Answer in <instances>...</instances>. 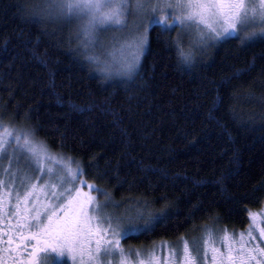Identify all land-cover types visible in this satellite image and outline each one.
Instances as JSON below:
<instances>
[{
	"label": "trees",
	"instance_id": "trees-1",
	"mask_svg": "<svg viewBox=\"0 0 264 264\" xmlns=\"http://www.w3.org/2000/svg\"><path fill=\"white\" fill-rule=\"evenodd\" d=\"M179 43L151 24L138 70L108 79L41 0H0V129L33 133L87 183L137 201L145 219L124 246L237 232L264 201V38L221 39L196 62Z\"/></svg>",
	"mask_w": 264,
	"mask_h": 264
},
{
	"label": "rangeland",
	"instance_id": "rangeland-1",
	"mask_svg": "<svg viewBox=\"0 0 264 264\" xmlns=\"http://www.w3.org/2000/svg\"><path fill=\"white\" fill-rule=\"evenodd\" d=\"M41 2L51 17L62 22H68V24L72 26L75 32V37L78 39L85 56H87L88 59L89 57L95 58L89 59L95 67L94 70L108 79H119L121 76L127 78L132 74H117L114 70L105 71V68L114 61H119L125 57H131L135 48H133L132 51H129L126 44L129 42V37L132 35L134 25H140V33H143L147 27L148 36L149 26L151 24H158L155 22L156 19H163L165 16V13L159 10L155 14L150 13L146 15L143 20L136 15L129 14L127 16L128 27L124 28L123 31L109 30L111 33L108 38H103V33H101L99 36V42L96 43L95 47H92L90 44L85 43L86 38L81 33L85 21L76 17L69 18L63 16L59 10V0H41ZM153 2H155V0H153ZM229 2L242 3L244 8L239 11L242 13L247 9L249 17L264 10V0H229ZM133 7L134 4H129V9ZM167 12L171 13L172 10L169 9ZM259 24L260 22L258 19L255 22L250 20L246 27L249 32L256 31L255 33L258 35L260 33ZM159 25L166 26L164 24ZM169 25L174 28L177 44L178 42H181V44L179 43V48L183 45V48H186V50L190 52H187L189 54L188 60L191 59L196 62V60L201 58L204 53H207L205 50L207 47L210 45L214 46L220 41L206 39L202 42L198 32L194 30L190 32H182L181 26L173 23L171 20H169ZM239 27L240 26L238 25V30ZM122 47L124 48L123 52L120 51ZM137 55L141 57L140 53H137ZM4 129L12 132L14 136L27 135L31 145H25L24 140L20 139L19 146L28 148L30 146L41 145L43 146L44 151L40 153V159L42 161L41 170L36 171L28 167V161L26 157L20 153L18 144L15 140H13L10 145H0V147H7V159L0 162V214L9 209L13 212L15 211L19 215L33 217L43 227L47 224V216L51 215L53 210H55L53 220L58 224L65 220V216L70 218L73 210L78 209V205L76 204L77 199L81 201L83 200V195L77 197L76 189H78L81 194L87 193L95 198L92 203V208L99 205H107L101 211V215L108 217L110 220V223L106 222L104 224V228L107 229L104 233V239L108 242H116L118 248L123 252V255H117L115 258L111 256L108 257L107 264H182L179 257V251L182 250V241H188L191 246L193 240L199 241L200 238L205 235V233H203L192 237H181L177 240L171 241L160 240L145 247H132L131 245L124 246L121 241L124 233H127L126 231L129 229H135L134 231H136L135 226L141 220L143 221L145 219V211L141 210V206L137 204V201L131 200L119 202L112 199L105 190H103V192L108 195H102L100 191H92L89 186L95 187L93 183H87L80 175L78 179L72 181V177L75 176L80 169L78 162L76 163L74 160L71 162L61 153L50 151L44 146L42 141H39V139L29 131L24 132L5 126L0 129V137H3L5 141L9 138L4 136ZM17 157L19 158L18 163L16 159ZM19 169H23L26 176L22 175L18 171ZM47 170H50L51 175L45 174ZM21 180L25 181L27 185L26 188H21ZM18 194L19 199H17ZM25 194H28L27 200L24 198ZM57 205H59V207H57ZM85 210L88 211L89 209L86 208ZM37 213H39V219H37ZM250 222L251 225L256 224V216L254 214L251 215ZM95 223L96 221H93V224ZM117 225H119V227H117ZM112 229H115V235H113ZM207 230L211 229L208 228ZM211 231L213 232V235L219 233L213 229ZM230 234L231 232H221L219 235L214 236L215 239H221L224 237L227 239ZM96 239V236L91 237L90 240L82 237L80 243L84 245L83 254L81 256L78 253L75 259H72L68 255L71 264H104L102 252L101 254H98L96 251ZM228 241H231V239L229 238ZM211 244L212 243H209L207 245V251L211 247ZM105 246L107 245L102 243L101 249ZM173 250H177L178 252L175 260L169 259V254ZM201 254L204 255V253ZM149 257H152L151 262Z\"/></svg>",
	"mask_w": 264,
	"mask_h": 264
},
{
	"label": "snow or ice",
	"instance_id": "snow-or-ice-1",
	"mask_svg": "<svg viewBox=\"0 0 264 264\" xmlns=\"http://www.w3.org/2000/svg\"><path fill=\"white\" fill-rule=\"evenodd\" d=\"M129 4H134V7L129 9ZM60 13L65 17H76L85 21L81 29V33L86 38L85 43L95 47L99 42V36L106 31H123L128 27L127 16L129 14L136 15L138 18H143L148 14H155L158 10L165 13L163 19H156V23L164 24L171 28L169 20L181 26L182 32L196 31L200 34L202 42L207 40H221L227 39L230 36H237L241 38V43L256 36L257 33H252L250 36L241 37V33L247 32L246 25L249 21L255 22L257 19L260 24L259 35L264 38V10L258 14L249 17L247 9L242 13L239 11L244 8L242 3H230L229 0H59ZM172 10L168 13L167 10ZM238 25L239 30H238ZM147 46V29L140 33V25H134L132 35L129 37V42L126 47L129 51L135 48L131 57H125L119 61H114L109 64L105 71H115L117 74L129 75L139 68V56L142 54V49ZM121 52L124 51L122 47ZM89 59H95L89 57ZM4 136L9 139L5 141L0 137V145H10L13 140L18 144L19 151L23 154L27 161L28 167L36 171L41 170L40 153L44 151L43 146H30L25 148L19 146V140L23 139L25 145H31L27 135L14 136L12 132L4 129ZM7 159V147H0V162ZM17 163H18V157ZM22 175L26 176L23 169L18 170ZM45 174L51 175L50 170ZM83 174V170L79 169L77 174L72 177V181L79 178ZM27 185L24 180H21V188H26ZM92 191H100L102 195H108L103 190L96 189L89 186ZM68 191L67 189H65ZM77 197L83 195V200H76L78 209H74L71 217L65 216L62 223L56 224L53 220L55 210L51 215L47 216V224L43 226V230L47 232L52 229V236L56 243L50 248H46V252L55 253L57 256H64L68 254L72 259L76 258L79 253L81 256L84 251V245L80 243L82 237L91 239L96 236L97 253L104 258V264H107V258H115L117 255H123L121 249L118 248L116 242H108L104 239V233L107 229L104 228L106 222L110 223L108 217L101 215V211L107 205H99L92 208L94 197L87 193L81 194L76 189ZM24 198L28 199V194ZM19 199V194L17 195ZM59 207V205H57ZM89 210L86 211L85 209ZM39 219V213H37ZM93 221H96L93 224ZM55 225V226H54ZM40 228L41 225L37 224ZM119 227V225H117ZM130 230V229H129ZM113 235L116 234L115 229H112ZM214 235L211 230H206L205 235L199 241L193 240L191 246L188 241H182V250L179 251V257L182 264H203L207 254V245L214 242ZM102 243L107 245L101 249ZM223 243V238H221ZM115 245V246H113ZM201 253H204L202 255ZM177 250H173L169 254V259L175 260L177 258ZM151 262L152 257H149ZM50 254L42 257V264H49Z\"/></svg>",
	"mask_w": 264,
	"mask_h": 264
},
{
	"label": "flooded vegetation",
	"instance_id": "flooded-vegetation-1",
	"mask_svg": "<svg viewBox=\"0 0 264 264\" xmlns=\"http://www.w3.org/2000/svg\"><path fill=\"white\" fill-rule=\"evenodd\" d=\"M252 214L256 216L255 225L250 222ZM248 217V222L224 237L223 243L214 239L203 264H264V201L251 209ZM37 224L33 217L9 209L0 214V264H42L46 254H50L49 264H71L68 254L57 256L45 251L56 243L53 230L45 232Z\"/></svg>",
	"mask_w": 264,
	"mask_h": 264
}]
</instances>
